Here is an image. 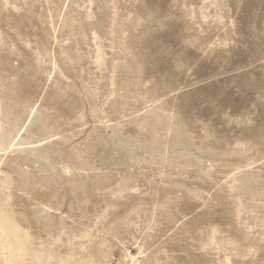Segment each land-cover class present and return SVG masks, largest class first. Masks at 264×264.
I'll return each mask as SVG.
<instances>
[{
  "label": "rangeland",
  "instance_id": "1",
  "mask_svg": "<svg viewBox=\"0 0 264 264\" xmlns=\"http://www.w3.org/2000/svg\"><path fill=\"white\" fill-rule=\"evenodd\" d=\"M0 264H264V0H0Z\"/></svg>",
  "mask_w": 264,
  "mask_h": 264
}]
</instances>
